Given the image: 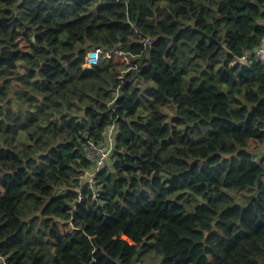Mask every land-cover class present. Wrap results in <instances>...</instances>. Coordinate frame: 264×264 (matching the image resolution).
Wrapping results in <instances>:
<instances>
[{
    "label": "trees",
    "instance_id": "16d2710c",
    "mask_svg": "<svg viewBox=\"0 0 264 264\" xmlns=\"http://www.w3.org/2000/svg\"><path fill=\"white\" fill-rule=\"evenodd\" d=\"M260 47L264 0H0V264H264Z\"/></svg>",
    "mask_w": 264,
    "mask_h": 264
},
{
    "label": "built area",
    "instance_id": "2783aa9c",
    "mask_svg": "<svg viewBox=\"0 0 264 264\" xmlns=\"http://www.w3.org/2000/svg\"><path fill=\"white\" fill-rule=\"evenodd\" d=\"M100 53H101L100 49H95L91 51L87 56L89 64H97L99 62ZM253 56L264 59V47L258 48L253 53ZM244 58H246V56ZM90 154L91 157L95 160L94 163H96L97 168H100V166L106 164V161L108 160L111 154V146L109 147L106 143H100L98 144V147L90 149ZM94 176H95L94 172L88 174L89 182L92 183L95 182Z\"/></svg>",
    "mask_w": 264,
    "mask_h": 264
},
{
    "label": "rangeland",
    "instance_id": "374dc122",
    "mask_svg": "<svg viewBox=\"0 0 264 264\" xmlns=\"http://www.w3.org/2000/svg\"><path fill=\"white\" fill-rule=\"evenodd\" d=\"M101 54V53H100ZM110 56V55H109ZM250 146L252 147V148H255V149H253V151H254V154H255V156L256 157H259V158H261V157H263L264 156V152H263V150H264V145H262L261 147H260V144H258L256 141H251V144H250ZM242 192H238L237 194H238V196H239V199H244L245 197H246V193H250L251 191H250V189H248V188H244V189H242L241 190ZM240 200V201H241ZM155 259H156V256L154 255V254H147V255H145V260L143 261V260H141L138 264H152V262H154L155 261Z\"/></svg>",
    "mask_w": 264,
    "mask_h": 264
}]
</instances>
